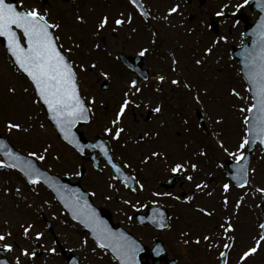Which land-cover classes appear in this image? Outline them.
<instances>
[{
    "label": "rangeland",
    "instance_id": "1",
    "mask_svg": "<svg viewBox=\"0 0 264 264\" xmlns=\"http://www.w3.org/2000/svg\"><path fill=\"white\" fill-rule=\"evenodd\" d=\"M23 1L28 5L36 4L42 11L50 13L51 20L62 24L58 34H60L61 40H63L62 36H67L69 43L65 41L64 37L67 44H65V48L68 46L67 52L72 59L79 62L77 71L83 92L87 94L88 99L92 100L89 101L92 102L93 106L94 104L98 105L99 110L103 111L102 108L107 104L109 106L103 114L105 124L106 120L109 119V117H106L107 115L116 117L115 114L118 111L111 112V108L117 109L118 103L123 100L120 97L123 96L121 95L115 100L112 98L113 94L105 95L102 93L99 85L105 78L117 84L128 81L130 78L124 70H122V73L108 71L114 70L113 67L107 70V65L113 61L112 57H114L113 54L117 49H121L123 45L126 46L125 50L129 53H137L141 49H147L145 54L149 56L148 62L152 67L153 74L165 77L163 82L152 81L148 86L149 88L144 89L146 92L152 88V85L160 88V90L151 92L150 98L147 94L139 97L149 98L155 104L162 103L163 106L164 103L168 104L169 102L170 104L164 106L163 111L156 114L150 129L151 124H144L142 118L139 122H134V117L126 111L121 124L126 125L127 128L122 134L121 137L123 138L121 140L124 139L127 145L121 146H124V149L135 157V161L142 165L144 172L148 169L160 171L163 168V165H161L163 162L162 155L154 156V152H163L164 163L181 156L184 163L198 164L197 170L194 171L191 167L186 170V172H194V177L191 180L193 183H189L190 181L186 178V186L192 187L196 183H203V180H205L204 182L207 183L210 189L216 188V193L210 196L202 194L190 205H184L187 214L183 217L179 214L180 218L173 225L174 229L172 228L173 230L171 229L170 232L164 234L165 239L173 246V252L177 255L182 252V255H180L182 261L185 264H194L193 262L198 256L197 251L203 254L202 259L205 264H212L213 258L212 255L208 256V246L196 244L195 247L192 240L193 236L188 235L186 232L189 230L192 233L197 224L207 228L212 225L207 215L202 213V209H207V211L212 208L215 209L223 194L229 197L227 204L224 201L221 203L222 207L227 205L226 208H223L225 210L224 214H232L228 211L229 209L232 210V205L229 202L239 197L241 203H243L239 218L249 226L246 229L251 233V236H255L256 229L253 228L256 215L255 208L257 209L260 202H264V195L259 191V188H264V151L261 152L257 149L252 157L251 183L244 192H234L233 189L231 192L226 193L221 191L222 183L226 184L225 176L224 182L221 180L222 182L220 181L219 185L214 180L209 181L212 177L214 179L217 177L216 180L219 175L220 179L223 177L220 173L222 172L220 165L225 163L226 158H236L244 151V148H240L239 145L245 139V118L248 115L247 109L252 102L249 92L245 89L236 60H232L231 67L226 62L230 59L227 55L230 43L235 44L241 38L240 30L242 28H240V24L234 27L235 34L233 33L231 36L228 33V24L222 23L221 29L224 32H222L221 37H228L229 40L223 43V39L220 37L219 43L215 42L212 46L213 52L208 54L206 49L209 48V42L214 40L215 36L213 37L210 29L207 28V17H209V14L215 17V13L221 12L222 9H226L225 11L231 9L232 12L237 11V5H240L241 2L239 0H206L205 3L200 4L195 0L185 6L181 3L182 0H150V10L152 13H157L156 20L148 24H143L141 19L135 20L138 21L139 32L143 28L148 29L150 32H144V37L136 41L137 37L133 39L130 34V26L129 28H120V35H115L117 32L113 30L114 25L108 26L104 30L107 36L93 37L94 34L99 35L103 32V29H100L98 25L104 16H108L109 21H112L113 16V19L118 17L116 6L106 7L104 10L97 9L101 5L100 0H89L88 8L80 10V14L76 12L75 5L77 3L75 0H48L45 4L43 0ZM114 1L121 2V0ZM177 5L179 6L178 10L170 12L171 7ZM225 5L228 6L225 7ZM91 6L93 7L91 8ZM125 7L124 4L119 6L120 10ZM23 8L27 9L24 6ZM89 8L93 12L92 16L87 13ZM78 15L87 18L81 23L77 20ZM129 16L131 15L125 12V19ZM190 16L193 18H190ZM153 30L156 32H153ZM153 35H156L157 41L151 39ZM126 39L128 40L124 42ZM215 41H217V37ZM71 42H79L78 47L71 45ZM96 44L99 45V48H93V45ZM215 44H218V46ZM69 49H71V52H69ZM97 49L101 50L100 53L103 56L105 54L102 51H105L109 55L107 59L98 56ZM92 52H96V54L92 55ZM174 59L177 60L178 73H175L176 69H172ZM196 59L202 60L203 63L200 65L196 63L195 65ZM82 64L87 68V71L80 68ZM93 64L99 68L104 67V71L100 72L98 68L90 69V65ZM105 72L108 73V76L104 75ZM173 80H181L185 87H181V85L178 87V85L172 83ZM113 83L112 88L116 87ZM142 86L144 87V84ZM180 87L182 95H179ZM11 88H15V93L10 91ZM232 89L239 92V96L235 95ZM193 91L199 95V103H196L194 98L189 97L194 95ZM181 96L183 105L179 104L176 99V97L179 99ZM97 99H101V102H96ZM36 101L32 85L12 66L3 47L0 45V132L7 135L22 150L35 151L40 156H43V154L39 151L43 149L39 146L48 147L46 151L48 157L45 158V163L52 165L51 160L55 171L60 173L69 172L75 177L77 170L81 167V161L75 157V151L57 138L55 131L46 121L42 107ZM173 104H175V107ZM179 105L184 107V117L180 121L174 116L180 114ZM195 106H199L206 116L210 131L207 135L201 131L198 133L195 125L196 116L194 117ZM189 113L193 114L192 120ZM9 121L20 123L21 129H9ZM184 123L188 125L190 130H186ZM178 128L182 129V131L179 130L181 131L179 135L175 132V129ZM83 129L90 138H93L96 134L95 125L93 124ZM97 129L99 128L97 127ZM140 136L143 137L142 140L139 139ZM220 141L224 142L227 151L220 147ZM177 146L180 147L182 152L179 151ZM203 153H206V155ZM69 154H72V161H70ZM147 159L149 160L147 161ZM89 173L87 181L91 182L93 177L97 179L98 175L94 171L89 169ZM153 176L151 174L147 177ZM17 189H20V191L18 192ZM151 197H154V195L151 194ZM133 199L134 197H130L131 202ZM95 200L98 204L109 205L117 214L124 215L125 210H130V207L127 208L124 202L107 203L99 196ZM195 206H201L202 208H196ZM61 211V208L52 200V195L48 191L38 186L29 188L16 172L7 168H0V233L5 231V233L10 232L12 234L3 242L14 244V250L9 251V256L14 264H17L18 258L20 264H63L59 255L56 254L46 257L47 253H43L35 259L36 263H34L32 257L22 254V249H32L34 246L32 242L36 244L38 240L42 243L40 247L50 252L49 248L52 247L50 245L52 239L50 238L52 236L65 241L71 250L81 251L83 264H114L109 258L103 257L104 255L100 251L94 249L88 243L84 244L82 242L84 238L78 231L77 226L70 224L68 221L66 223L63 220L64 217H62ZM42 213H46L52 219L54 223L53 232L47 229ZM239 223L237 221V224ZM28 225H32L33 229L30 231L29 236L25 237L24 228ZM175 227L178 229L181 227L182 232L175 233ZM37 231L43 232L44 236L36 239L35 232ZM181 234H183V237ZM174 235L183 239L173 242ZM152 237L144 238L150 242ZM251 243H253V239ZM180 245L182 248H179ZM262 257L264 264V254ZM249 260L248 264H250ZM199 262L201 264L200 259Z\"/></svg>",
    "mask_w": 264,
    "mask_h": 264
},
{
    "label": "snow or ice",
    "instance_id": "2",
    "mask_svg": "<svg viewBox=\"0 0 264 264\" xmlns=\"http://www.w3.org/2000/svg\"><path fill=\"white\" fill-rule=\"evenodd\" d=\"M133 4H137V0H131ZM245 3L248 0H244ZM18 4L20 5L18 7ZM228 5H225L227 7ZM178 5L171 8L170 12H176L178 10ZM240 7V5H237ZM222 14V13H221ZM77 20L81 23L84 22L83 16H78ZM115 25L123 26L126 23H131V19L121 18L114 21ZM109 24V17L104 16L100 21L98 27L104 29ZM61 28V24L54 22L50 19V13L47 11H41L40 8L35 6H28L27 9L23 8V0H17V3L11 2V0H0V37H4L7 40L8 50L11 52L12 56L15 58V63L18 65L19 69L23 71L30 79L34 91L37 93L39 100L36 102H43L47 105L48 110L53 114V118L56 120L57 126L60 132L63 134L65 140H69L70 143L76 145L80 151H83V147L79 144L75 138L72 129L80 121H86L89 119L90 108L87 106L85 98L81 95L79 86V75L77 71V66L71 60L70 55L66 53L62 45L60 44L59 37L56 34L57 30ZM223 40H227V37H221ZM219 43V40L216 41ZM78 47V45H77ZM99 48V45H96ZM208 54L213 52V48L209 47L206 49ZM71 52V49H69ZM147 52V49L142 51V55ZM198 64H202V60L197 61ZM95 68V65H92ZM80 68L87 71V68L82 64ZM108 76V73H104ZM249 78L257 86V97L259 99L258 104H252L247 110L258 112V122L257 127L261 133H264V48L261 49L260 54L253 58L252 68L249 73ZM159 80L163 82L165 77L163 75L159 76ZM173 84L180 85L181 80H173ZM131 87L136 93L141 92V89L137 85V81L133 80ZM11 92L15 93V88L10 89ZM232 92L239 96V92L232 89ZM128 93H125V99L119 107V111L116 114V118L111 121L114 127L105 128V131L110 135H113L116 140H119L122 134L125 132L124 127L120 125L126 115V110L129 108L130 104L134 101L130 100ZM199 99V97H197ZM94 102V98H93ZM155 112L159 113L162 111L160 106H157ZM9 129H21L20 123L8 122ZM249 143L248 139H243L239 145L240 148H244ZM103 147V145H99ZM220 147L227 151L224 147V142L220 141ZM47 151V148H45ZM105 155H108V149H104ZM206 155V153H203ZM8 155L16 161H21L19 156H15L11 153ZM31 155L37 156V153L33 152ZM154 156H159L160 153L154 152ZM40 160H44V156H39ZM112 158L109 156V160ZM239 159H244V153L241 152ZM190 166L194 171L198 169V164L190 163L185 165L184 163H177L175 167L172 168V172L179 173L181 171H186L187 167ZM17 168L21 167V163L8 164L4 160H0V168ZM116 171H120L118 165H113ZM22 171L25 172L28 182L31 184H39L42 180L48 182L50 178H46L45 174L41 172L39 168L30 162H24ZM187 179L191 181L193 179L192 175H188ZM247 183V181H245ZM138 189H143V184H138ZM206 184H197L196 188H205ZM224 191L228 192L230 190V185L225 184ZM19 192L20 189H17ZM260 192L264 193V188L259 189ZM161 193H156L155 195H160ZM179 199V197H177ZM227 198H225L224 203L227 204ZM127 203H131L128 201ZM74 207L78 210L79 215L83 217V221L89 227L97 233V238L102 241L101 247H112L114 251H117L122 257L131 259L135 255L136 247L133 243L129 242L123 235H118L108 229L103 225L102 221H99L95 214V210L90 208L86 202L82 203L79 197H74L73 200ZM207 215H212L207 209H202ZM164 227L163 224L160 225ZM224 227L225 234L229 231H235L234 225L231 223V218L229 217V222ZM260 228L264 230V224L260 225ZM33 226L28 225L24 228L25 237L29 236L30 231H32ZM12 234L0 233V241H6ZM44 236L43 232H35L36 239H40ZM205 240H211V237L205 236ZM87 241H85L86 243ZM197 243L200 241L197 240ZM262 244H264V235L259 236L256 240L254 246L248 248L239 257L241 261L249 259L251 256L256 254L258 251L262 250ZM2 247L8 251L14 250V244L4 243ZM225 248L229 245L225 244ZM50 252L55 253L56 249H49ZM22 254L24 256H30L35 258L37 253L35 251H30L29 248L22 249ZM222 257L227 256V253L221 252ZM7 264V262H4ZM17 264H20L19 258L17 259Z\"/></svg>",
    "mask_w": 264,
    "mask_h": 264
},
{
    "label": "water",
    "instance_id": "3",
    "mask_svg": "<svg viewBox=\"0 0 264 264\" xmlns=\"http://www.w3.org/2000/svg\"><path fill=\"white\" fill-rule=\"evenodd\" d=\"M14 3V2H13ZM252 6L257 8L260 11V16L255 24L251 26L247 30V34L251 36V42L245 43L244 46L236 48L233 51L234 56L238 57L239 62L242 66L243 74L250 86V92L253 97V104H258L259 99L257 97L256 85L253 81L249 78V73L252 68V60L253 58L257 57L260 54L262 48H264V0H250ZM1 40L5 43L8 48L7 40L4 37H0ZM10 52V51H9ZM11 54V52H10ZM12 55V54H11ZM14 62L15 58L12 56ZM125 62H129L128 57H124ZM16 64V63H15ZM17 65V64H16ZM18 66V65H17ZM43 103V102H42ZM44 104V103H43ZM45 105V104H44ZM48 117L52 124L57 128L59 134L62 138H64L63 134L60 132L59 127L57 126L56 120L53 118V114L48 110L47 105H45ZM89 115V114H88ZM89 120V119H88ZM86 121H80L78 124L74 126L72 132L75 135V138L79 142V144L83 147H88L91 149L92 154L88 155L89 157L93 156V152L96 148H98V144H83L82 143V136L79 132L76 131L77 125L81 123H85ZM258 122V112L256 110L250 111L249 120H248V150L244 155L243 160L239 161H229L230 167L233 169L232 172H229L230 177L235 181V183L239 186L245 185V181H248V167H249V159L250 155L253 152V148L257 142H260L264 146V133H261L259 128L257 127ZM69 141V140H68ZM70 142V141H69ZM72 144V143H71ZM74 145V144H73ZM76 146V145H74ZM79 149V148H78ZM80 150V149H79ZM83 153V151H81ZM11 153L15 156H19L21 161H16L12 158V156L8 155ZM0 154L5 159L8 164L12 163H21V167H17L22 170L24 162H30L31 164L35 165L37 168L41 170L42 173L45 174L46 178H50L48 182L42 180L53 192L55 193L56 197L60 200L64 208L67 210L69 215L79 221L84 230H89L91 232L92 237L101 245L102 241L97 238V233L93 230L92 227L86 225L83 221V217L79 215L78 210L73 205L74 197H79L81 202H86L87 205L95 210V214L98 217L99 221L103 222V225L110 229L112 232L123 235L127 238V240L136 247L135 255L133 258L128 259L122 257L117 251H114L112 247H105L109 249L122 264H146L142 262V257H150V254L139 244V242L129 234H127L122 229H115L111 222L110 217L106 213L105 210L96 208L91 203V200L88 194L83 191V189L79 186V184H72L69 182V179L61 178L59 176L50 174L47 170L40 168L37 165V162L24 154H22L19 150L15 149L14 146L9 142L7 138H5L2 134H0ZM84 155V153H83ZM87 156V155H84ZM24 172V171H23ZM25 173V172H24ZM27 177V176H26ZM154 211V210H153ZM149 223H154L149 221ZM161 227L160 225H157Z\"/></svg>",
    "mask_w": 264,
    "mask_h": 264
},
{
    "label": "flooded vegetation",
    "instance_id": "4",
    "mask_svg": "<svg viewBox=\"0 0 264 264\" xmlns=\"http://www.w3.org/2000/svg\"><path fill=\"white\" fill-rule=\"evenodd\" d=\"M148 109H150V108H146L145 110H140V109H138V116L139 117H141V116H144V119H145V117H146V115H147V112H148ZM133 113L135 114L136 113V110H135V108H133ZM154 113H155V110H154ZM154 113L153 114H151V117H150V121L152 120V118H153V116H154ZM136 120H137V118H134V121L136 122ZM102 186H103V188L104 189H106L107 191H109V192H111V193H115V192H117V187H116V184L114 183V185H113V187H111V185H110V183L109 182H103L102 183ZM114 195H116L115 197H117V198H119L120 197V192H118V193H115ZM36 263V262H35Z\"/></svg>",
    "mask_w": 264,
    "mask_h": 264
}]
</instances>
